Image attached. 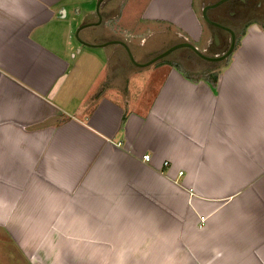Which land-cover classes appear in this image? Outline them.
<instances>
[{"label":"crops","instance_id":"0c3cea01","mask_svg":"<svg viewBox=\"0 0 264 264\" xmlns=\"http://www.w3.org/2000/svg\"><path fill=\"white\" fill-rule=\"evenodd\" d=\"M216 1L103 0L87 26L99 0H0V241L22 264H264V0L208 10L243 32L215 87L156 62L140 106L143 66L109 42L146 62L148 32L200 41Z\"/></svg>","mask_w":264,"mask_h":264},{"label":"rangeland","instance_id":"374dc122","mask_svg":"<svg viewBox=\"0 0 264 264\" xmlns=\"http://www.w3.org/2000/svg\"><path fill=\"white\" fill-rule=\"evenodd\" d=\"M254 1H256V0H254ZM254 1L250 0L249 3L245 2V5H244V0H240V1L235 0V2L231 1L232 5L226 4V5H228V7H223L221 9H223L222 11L224 13L226 11H232L231 13H235L233 15H230V13L228 15L224 14L225 17H228L229 15L232 17L230 19V21H243L249 16L246 14L249 12L248 10L251 8H253V9L256 8L254 3H252ZM133 5L137 8V6H139V3L137 2V6H136L135 2H133ZM194 5L198 10L200 9L199 0H194ZM231 7H233V8H231ZM232 9H234V10H232ZM201 11H202V17L201 16L200 17H201L202 23L204 25L202 40L198 41L195 39H189L188 41H192L196 46L199 47V49L202 50L203 47H204V49H207V48L209 49V47H211V46L208 47V45L210 43H212V40H211L212 34L214 32H217V28L205 20V18L203 16V9ZM242 11H245V13H243ZM203 18H204V20H203ZM158 23H160L161 25H163L165 27L168 26V25H166L167 23L165 21L164 22L157 21V22H154L151 24H154V26H157ZM79 27H80V25L76 27V30L74 32L75 42L77 41L80 44V46L75 50L76 54L78 53L79 48H83L85 51H87V49H89L88 46L81 43V38H82L81 34H77ZM164 29H166V28H164ZM183 38H184L183 36H178L175 33H171V32H166L163 34H158L156 32H148L146 34V38H145V41H147V43L145 45H146V48L156 49V50H158L156 53H159L160 51H163V50L167 49L168 47L175 45V44L179 43L180 41L184 40ZM229 40L230 39H228V41ZM203 43L206 45L203 46ZM228 46L229 45L227 44L225 47L227 48ZM98 49H100V48H98ZM204 49L202 50L203 52H205ZM132 52H133L134 57L137 61H139V59H141V61H142V58H141L142 56L140 57L133 50H132ZM150 52H152V51H149L148 53H150ZM156 53H152L150 56L148 55L147 57L144 56V59L148 60V59L152 58L153 56H155ZM102 57H105V55L103 54ZM166 58L181 61V62H183V64H185L186 66H188L191 69L197 68L198 66H202V67H209V66L216 67L217 66L216 63H211L210 61L202 60V58L200 56H198L197 53H195L193 50H191L190 48H187V47H180V48L173 50L169 55L166 56ZM110 62H111L110 64H112L113 60H111ZM132 65H131V63L129 64L128 62H125L124 68L125 69L131 68ZM153 65L155 66L156 64L152 63V64H149V65H146L143 67H139L138 80L136 81V83L134 82L136 85L134 86V92L130 95V97L131 98H139L140 102H141L140 106H144L147 103H149L153 99L155 94L157 93L158 81L160 80V75H156V77H154V78L148 77V73L150 74V72L154 69ZM133 67H135V66H133ZM124 68L122 69L123 71L125 70ZM115 69L114 68H112V69L108 68L107 74H109V72H111V71H115ZM142 71L145 74H142ZM146 75H147V77H146ZM110 79H111V77H110ZM0 239H1V237H0ZM0 264H22V254L11 244V242L9 240H7L6 237L3 238V241H0Z\"/></svg>","mask_w":264,"mask_h":264},{"label":"water","instance_id":"95a60500","mask_svg":"<svg viewBox=\"0 0 264 264\" xmlns=\"http://www.w3.org/2000/svg\"><path fill=\"white\" fill-rule=\"evenodd\" d=\"M103 0H99V3L97 5V12L99 14V17H100V20L97 21V22H91V23H88V25H96L98 24L99 22H101L102 20V15L100 13V4ZM228 0H218L214 3H209L207 5L204 6V9H203V16L205 18V20L207 22H209L210 24L212 25H215V26H218L222 29H225L227 31H229L231 33V43H230V47L223 53L221 54H218V55H208L207 53L203 52L201 49H199L198 46H196L193 42L191 41H182V42H179L175 45H172L170 47H168L167 49L163 50L162 52L156 54L154 57H152L151 59H149L148 61L146 62H140V61H137L134 57V54L132 52V49L130 48V46L128 45V43L124 40H113V41H109V42H118L122 45H124V47L126 48L128 54H129V57L130 59L132 60L133 63L139 65V66H146V65H149V64H152V63H156L158 61H160L161 59L165 58L167 55H169L173 50L177 49V48H180V47H190L195 53H197L200 57L206 59V60H210V61H222V60H225L228 56H230L232 54V52L234 51L235 47H236V39H237V34H236V31L233 30L231 27L227 26V25H224L218 21H215L213 19L210 18L209 14H208V10L212 7H216V6H219L220 4L226 2ZM80 30V27L78 29V32ZM77 32V34H78ZM84 43H87L89 44L88 42H85ZM91 44V43H90ZM102 44H106V43H102Z\"/></svg>","mask_w":264,"mask_h":264},{"label":"trees","instance_id":"16d2710c","mask_svg":"<svg viewBox=\"0 0 264 264\" xmlns=\"http://www.w3.org/2000/svg\"><path fill=\"white\" fill-rule=\"evenodd\" d=\"M243 36V32H241L240 34L237 35V39H236V45L240 43L241 37ZM204 61H206L205 59H202ZM169 61L170 64L174 65L175 67H177L181 72L184 73V75L193 80V81H198L200 79H204L207 82H209L213 87H215L217 85L218 79H219V72L218 71V67L221 66V64L223 62H219L216 63L217 66L216 67H202V66H198L197 68H189L188 66H186L185 64H183V62L178 61V60H172L169 58H163L161 59L159 62H166ZM126 114L124 115L123 119L125 121L126 119Z\"/></svg>","mask_w":264,"mask_h":264},{"label":"flooded vegetation","instance_id":"af4514ba","mask_svg":"<svg viewBox=\"0 0 264 264\" xmlns=\"http://www.w3.org/2000/svg\"><path fill=\"white\" fill-rule=\"evenodd\" d=\"M228 1H230V0H228ZM229 13L231 14V11H226L225 13H223V15L224 14L225 15H228ZM219 22L221 23V21H219ZM222 24L227 25V24H225L223 22H222ZM215 27L217 28V32H214L212 34V39H211L212 40V43L209 44V46H211V47H209V49L208 48L207 49H204L205 53H207L208 55H218V54H221V53L225 52L230 47V43H231V33L229 31L225 30V29H222V28L218 27V26H215ZM228 39H230V40L228 41ZM184 41H186V40H184ZM180 42H182V41H180ZM227 44L229 46L226 48L225 46ZM187 48H190V47H187ZM156 52L157 51H155L154 53H156ZM160 52H162V51H160ZM156 54H158V53H156ZM202 59H204V58H202ZM207 61H210V60H207ZM210 62L211 63H216L217 61H210Z\"/></svg>","mask_w":264,"mask_h":264},{"label":"built area","instance_id":"2783aa9c","mask_svg":"<svg viewBox=\"0 0 264 264\" xmlns=\"http://www.w3.org/2000/svg\"><path fill=\"white\" fill-rule=\"evenodd\" d=\"M144 158L147 159V160H150V155L149 154H145L144 155ZM165 164H168V161H165ZM182 173V172H181Z\"/></svg>","mask_w":264,"mask_h":264}]
</instances>
